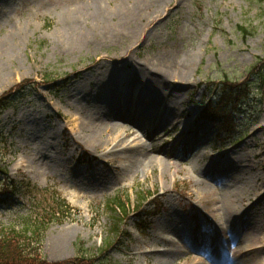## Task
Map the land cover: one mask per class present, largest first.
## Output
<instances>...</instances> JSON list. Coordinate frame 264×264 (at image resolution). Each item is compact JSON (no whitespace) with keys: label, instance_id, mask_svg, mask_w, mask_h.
<instances>
[{"label":"rangeland","instance_id":"374dc122","mask_svg":"<svg viewBox=\"0 0 264 264\" xmlns=\"http://www.w3.org/2000/svg\"><path fill=\"white\" fill-rule=\"evenodd\" d=\"M97 1L0 0V44L3 49L20 44L15 57L0 53L5 66L0 135L7 137L9 171L8 178H0V231L19 228L27 211H59L60 194L67 207L44 235L47 264H208L214 253L206 243L195 246V238L216 241L226 231L229 239L239 219L246 229L234 244L246 231L264 233V82L253 90L246 87L251 97L232 105L216 102L211 91L222 82L234 90L264 58V0H165L143 11V17L156 10L161 15L142 42L128 36L100 44L101 28L99 38L93 34L68 47L60 36L69 31L70 15L89 22L91 32ZM121 1L103 0V11L116 14L110 22L126 33L135 26L118 16L124 11ZM239 26L249 32L243 34ZM128 49V57L118 61ZM165 57L179 64L192 58L193 67L191 83L181 93L171 90L172 96L161 97L163 125H154L158 108L153 107L148 118L139 113L134 122L118 123L141 131L139 138L123 134L131 143L142 141V148L113 155L87 147L76 132L78 120L98 123L99 108L119 103L127 85L128 97L147 105L148 99L136 100L138 89L129 83L134 62ZM213 113H220L217 123L208 117ZM232 119L238 127L218 133ZM154 146L159 152L152 151ZM25 177L35 189L22 195L5 190L7 180ZM70 188L76 196L68 195ZM116 201L125 203L127 215L110 204ZM157 204L162 213L148 217ZM220 208L229 211L226 218ZM218 244L226 247L221 237ZM154 248L167 254L160 260L150 251ZM228 248L232 255L235 246ZM82 252L93 256L85 259Z\"/></svg>","mask_w":264,"mask_h":264},{"label":"bare ground","instance_id":"6f19581e","mask_svg":"<svg viewBox=\"0 0 264 264\" xmlns=\"http://www.w3.org/2000/svg\"><path fill=\"white\" fill-rule=\"evenodd\" d=\"M163 1L165 0H122L120 5H123L124 11L118 16H120L124 23H133L135 26L130 28V31L123 33L121 32L122 30L120 27L116 28L115 25L110 22L116 18V14H110V12L106 10L103 11V0H98L96 2L97 9L95 8V12L93 14V21H96V23L94 22L91 32L89 30V22L83 23V19L81 22L79 18H75V16L71 14L68 24L69 31L67 32L66 36L64 35L63 37L61 35L60 37L61 39L63 38V43L66 42L68 47L75 46L77 44H82L90 35V37H92L94 34L93 39L99 38V34H97L96 31L99 30L101 33L102 28L104 31L101 33L100 37L104 39L101 40L100 44L110 42L114 43V41H116L118 38H125L128 36L133 39L134 43L142 42L145 39L149 27L155 24L161 15V11L156 10L155 15L150 16L147 13L146 16L143 17V11L146 9H152V5H161ZM79 16H83V13H81ZM85 16L89 18L90 13H85ZM144 20H147V23L142 29H140V23H142ZM64 29H68L67 25ZM67 35H69V40ZM70 42H73V44ZM94 44L97 45V42H94ZM4 45L5 44H0V53H2L1 56L6 54V57L11 58V56L15 57L17 55L19 50L18 46H20V44L18 46L14 45L12 47L7 46L5 49H3L5 47ZM128 53H130L129 49L123 53L122 58H118V61L128 57ZM102 60L103 58H98L97 61ZM114 60L116 59H113L112 61ZM134 67L137 70L134 69L129 83L138 89V98L136 100L140 103H144L147 102L146 100L148 99L147 105H139L138 103L133 102L132 99H130L127 95L131 89L130 86L127 85V91L122 94L123 99L119 103H114L99 108L98 113L100 115V120L98 123L95 121V119L88 117L78 120L76 132L85 141L87 147L91 148L90 146H92L96 150L104 149L108 154L113 155L126 154V152L129 150L142 148V141L131 143L125 135L128 132H132V134L139 136L141 131L139 129L137 130L135 127L128 128L127 125H121L118 123H125L123 121L134 122V116L139 113H143L142 117L148 118L154 112L153 107L158 108V111H156V115H158L159 108L162 104L161 97L163 95H166V97L172 96L173 94H171V90L176 91V93H181L180 89L183 87V85L191 83L190 71L193 67V62L192 58H189L186 63L179 64L172 58L165 57L161 60H158L156 63L147 59L141 60L140 62H134ZM4 70V59H2V62L0 61L1 75H3L2 71ZM181 95L182 94L174 93V96L176 97ZM112 96L115 97V94L112 93ZM151 108L152 110H150ZM163 119H165V117H162L161 111L160 114L156 116V122L154 125H163V123H161V120ZM143 138L146 140V137ZM152 151L159 152L158 147L154 146ZM34 170L37 173H41L42 167L40 165H36ZM68 191V195L76 196L77 194V190L75 188H70ZM222 211L223 209L220 208V212ZM228 214L229 211L222 212L224 218H226ZM244 224L245 222L242 223L240 219L239 221H235L233 230L229 233L231 235L229 239L227 238L228 232L221 231L217 234L216 241L214 240V237L207 240L199 236L198 238L194 239L193 243L195 246L200 245V243H206L205 245L209 247V249L214 253L212 254L214 259L208 264H264V233L253 234L246 231L244 232V235H242V240L237 242V244H234L235 240H239L240 233L246 229ZM160 237L162 239L165 238L163 236ZM219 237L224 240L226 247H221V245L218 244ZM161 238L159 239V242L161 241ZM167 239L165 240L171 243V240L169 238ZM63 241V239L59 240L61 251H63L61 246L63 245ZM233 245L235 246L234 253L229 255V253L225 250L229 249L228 247H232ZM150 251L159 256L160 260L162 259L163 255L167 254L166 251L162 252L157 248H154V250ZM137 255L138 253L135 251V253L132 254V258H136ZM144 255L147 256L148 254L144 253ZM165 264H172V262L167 261Z\"/></svg>","mask_w":264,"mask_h":264},{"label":"trees","instance_id":"16d2710c","mask_svg":"<svg viewBox=\"0 0 264 264\" xmlns=\"http://www.w3.org/2000/svg\"><path fill=\"white\" fill-rule=\"evenodd\" d=\"M240 31L244 34L248 32L246 28L243 26H239ZM255 70L253 75H259L262 80H264V63L261 67L255 66L253 68ZM257 75V76H258ZM223 91H226L224 96V100L232 99L236 101L242 99L244 95V90L241 87H245V85L239 86L237 90L231 91V89H227V84L224 82ZM1 102V101H0ZM0 153H2V149H0ZM2 154H0V176L8 175L7 169L2 165ZM27 185H31V183H27ZM19 186H15L17 189ZM26 190V187L21 186ZM15 189V190H16ZM62 202V201H61ZM116 204L119 207L125 210L124 203H112ZM61 212H54L52 215H34L29 214L27 216H22L20 218L21 229L16 230L11 228L9 231H3L0 233V264H33L34 262L41 261L44 264H47L45 261H42V252L41 245L43 240V234L49 228V226L58 220L57 215ZM116 228V227H115ZM116 231V229L114 230ZM113 231V232H114ZM86 256V255H82Z\"/></svg>","mask_w":264,"mask_h":264}]
</instances>
